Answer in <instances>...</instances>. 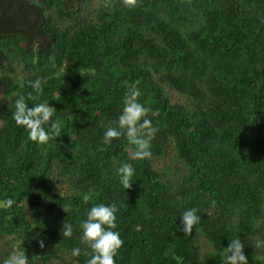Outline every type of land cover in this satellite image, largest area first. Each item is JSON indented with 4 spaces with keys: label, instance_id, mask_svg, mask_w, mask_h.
I'll return each mask as SVG.
<instances>
[{
    "label": "trees",
    "instance_id": "trees-1",
    "mask_svg": "<svg viewBox=\"0 0 264 264\" xmlns=\"http://www.w3.org/2000/svg\"><path fill=\"white\" fill-rule=\"evenodd\" d=\"M37 78V102L62 124L47 145L13 119ZM132 87L159 128L144 161L124 136L104 142ZM123 163L135 169L131 189L119 180ZM89 189L99 195L85 204ZM7 198L15 204L0 207V264L13 251L29 264H85L80 223L97 203L119 208L116 264H223L237 238L248 264H264L254 246L264 240V0H140L135 9L0 0V203ZM191 208L201 221L186 237L181 215Z\"/></svg>",
    "mask_w": 264,
    "mask_h": 264
},
{
    "label": "clouds",
    "instance_id": "clouds-1",
    "mask_svg": "<svg viewBox=\"0 0 264 264\" xmlns=\"http://www.w3.org/2000/svg\"><path fill=\"white\" fill-rule=\"evenodd\" d=\"M125 7L135 9L140 6V0H122ZM111 0H104V6L109 7ZM33 92H29L27 97L20 95L15 100V111L13 119L17 125L24 127L28 133V139L39 145H47L51 140L61 136L62 124L59 120H53L56 109L48 102L38 103L44 92L43 81L37 78L35 81H29ZM143 95L141 90L132 87L123 98V111L117 120L111 121L104 133V142L111 143L113 139L126 137L129 144L134 146L131 158L137 161L150 159L151 141L159 128L153 126L149 119L151 108L140 102ZM27 101H33V106H29ZM47 126V127H45ZM118 175L121 185L124 189H131L135 169L129 163H123L118 168ZM99 193L94 189H89L82 197L85 204L89 203L94 196ZM15 204V200L7 198L0 203V207L10 208ZM66 211V210H65ZM196 208L185 210L181 215L180 230L186 237L191 236L193 229L201 221V216L197 214ZM119 208L115 203L104 204L97 203L92 206L86 219L81 221L80 228L82 235L80 243L85 246L83 255L90 257L85 264H116L115 257L124 245L117 228V213ZM61 234L63 237L71 238L73 236V226L71 223H64ZM41 248L45 246L43 239L38 241ZM256 248L264 247V240L257 239L254 243ZM90 250V251H89ZM81 248L72 249L73 256H80ZM223 255V264H248V258L244 253V244L239 238L232 239L225 248ZM3 264H29L28 256L23 252L13 251Z\"/></svg>",
    "mask_w": 264,
    "mask_h": 264
}]
</instances>
